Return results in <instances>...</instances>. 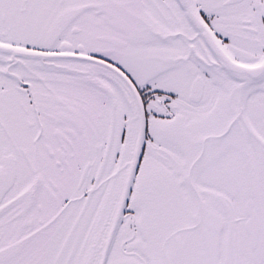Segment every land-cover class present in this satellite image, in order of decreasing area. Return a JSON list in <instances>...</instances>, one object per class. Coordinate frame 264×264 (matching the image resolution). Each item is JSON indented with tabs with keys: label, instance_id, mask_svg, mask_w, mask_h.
Instances as JSON below:
<instances>
[{
	"label": "snow or ice",
	"instance_id": "snow-or-ice-1",
	"mask_svg": "<svg viewBox=\"0 0 264 264\" xmlns=\"http://www.w3.org/2000/svg\"><path fill=\"white\" fill-rule=\"evenodd\" d=\"M0 264H264V0H0Z\"/></svg>",
	"mask_w": 264,
	"mask_h": 264
}]
</instances>
